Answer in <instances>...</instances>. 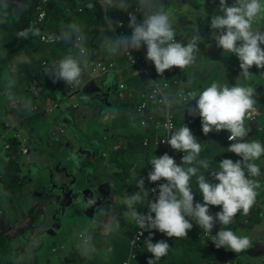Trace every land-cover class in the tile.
Segmentation results:
<instances>
[{"label":"clouds","instance_id":"1","mask_svg":"<svg viewBox=\"0 0 264 264\" xmlns=\"http://www.w3.org/2000/svg\"><path fill=\"white\" fill-rule=\"evenodd\" d=\"M107 11L109 8H118L129 13L130 35L105 37L104 46L110 55L131 54L133 50H140L146 46V60L154 63L156 71L163 74L173 66L183 70L195 59L198 51L199 36H194L190 42L183 44L175 39V30L171 22V13L162 6V0H100ZM135 4L134 11H128ZM23 9V3L16 5ZM93 5H89L92 7ZM218 8L221 15H213L210 27L213 30L211 37L217 47L224 53L235 54L240 61V76L248 78L250 68L255 65L264 69V30H254L252 25L255 19L264 12L262 0H234L230 5L228 0H220ZM139 12L142 19L137 18ZM39 35L38 30L25 28L17 32V37L27 39ZM51 40L52 37H49ZM62 39L77 51L69 54L54 63L50 70L55 80H64L68 85H78L81 77V64L86 60V37L82 28L73 23L66 26ZM24 62H28L27 58ZM255 90L250 86L235 84L232 87L221 86L213 82L209 87L197 94H188L190 101L195 104L187 105L191 116L201 118L202 131L205 135L212 131L227 130L230 146L228 152L237 154L241 159L233 161L223 159L218 168H211L206 159H198L202 146L193 135L191 129L184 124L164 137V143L174 150L183 151L185 155L178 164L174 157L165 153L155 156L149 163L152 170L148 173L150 182L163 179L158 185V196L149 201L148 211L141 213L135 206L144 200V178L136 179V186L140 189L128 195L124 201L131 213L135 224L143 231L149 232L147 251L155 259L165 256L169 249L166 240L153 242V230L165 234L167 237L181 238L188 236L193 223L203 232L212 233L217 223L227 226L233 222L238 212L247 214L255 203L258 185L249 177L260 175V167L255 163L264 155V145L259 141L248 142L245 120L253 118ZM87 99V97H85ZM108 151V150H107ZM25 156V155H24ZM27 157V156H26ZM198 165V167L196 166ZM203 168L218 181L212 183L204 174H198ZM247 170V174L245 172ZM195 177L203 202L194 203V193L190 187V180ZM153 192L156 189H152ZM210 206H222L215 214H210ZM217 248L224 247L239 253L247 249L250 240L247 236H238L231 229L221 228L212 238ZM148 264H153L149 258Z\"/></svg>","mask_w":264,"mask_h":264},{"label":"crops","instance_id":"2","mask_svg":"<svg viewBox=\"0 0 264 264\" xmlns=\"http://www.w3.org/2000/svg\"><path fill=\"white\" fill-rule=\"evenodd\" d=\"M218 1L219 0H162V6L165 10L170 11V13H171L170 18H171L173 28L178 33L179 32L182 33V31L185 33V31H187L189 29L196 30L198 28L199 20L200 19L206 20V25H205L204 31L194 35V36L200 37V40L198 42L199 48H198V51L194 53L195 59L192 62V64L189 65L187 68H185V73L182 76L183 81L181 82L183 84L182 87L191 86V87H193V90L194 89L197 90L196 91L197 94H199L204 89L209 87L213 82H216L221 86L227 85L228 87H232L235 84H239V85L246 86V87L247 86L252 87L255 90L254 100L256 101V103H255L254 107L256 109V112L258 111L257 112L258 114H257L256 118H252L251 120H247V119L245 120V125L247 127L246 130H247L248 134L244 139L249 141L252 138H254V139L258 138V140H259L258 135L264 134V133H262V134L258 133L260 131L264 132V121H263V123H261L259 120V119L264 120V69H259L255 65H253L249 70L250 71L249 77L244 78L243 76H240L241 68H240V61H239L238 57L235 54L224 53V50L222 48L217 47L215 40H213V38L211 37L213 30L210 27V14L212 11L211 7H213L214 3L218 4ZM262 3H264V0H262ZM221 14L222 13H218V12L215 13V15H221ZM88 16H89L90 21L88 23H86L85 25H87L91 29L92 34L94 36L92 37V39L90 41V39L84 34V36L86 37V49L88 52L91 50V55H89V53L87 52L86 58L88 60L86 59L81 64V68H82L81 73L87 75V73H89L93 69L94 63L97 59H102L105 61H108V60L113 61L115 64L114 65L115 68L121 69V70H126L125 68H127V66L126 65H120L118 63V59H117L116 55H110L106 52V49L104 46V42H105L104 37H103V42L101 40V37L103 36V32L107 29L108 23L110 22L105 9L101 6V8H99V11L96 15L93 12H89ZM99 16L103 17L104 25L97 24ZM63 25L67 26L69 24L63 23ZM252 27L254 30H264V12H262L255 19ZM28 28H29V25H28ZM46 31L54 32L52 30H46ZM178 33H176V34H178ZM30 38H31V36L27 39H30ZM191 39L188 42H190ZM88 41H90V42H88ZM7 43L9 44L8 40H7ZM262 47H264V45H262ZM143 50H144V47L142 46L141 49L137 50V51L140 53ZM20 52H21V55L17 56V61L23 62L25 59V51L22 50ZM11 57H12V59L15 58L14 53L11 54ZM0 61H3V59L1 57H0ZM58 62L59 61L57 60L54 63H58ZM10 66H11V64L7 62V63H5V66L3 67V70L4 71L6 70L5 73H3L2 70H0V74H1L0 75V94L4 98L3 103L7 101V103H5V105L3 104L4 107L1 106L2 110L4 111L5 115H10L12 113V111L15 110L14 108H12L10 106V104L13 103L12 100H14L12 98H15V97L9 98V96L12 94H16L17 98H20L22 100L23 104L19 102L18 108L16 109V111H14V112H16L15 118H14L16 121L4 122L6 130H4L3 132L0 131V140H3L5 142L4 150L0 149V159L5 160L6 163L8 162L7 165L10 166L12 164L13 159H14V155L12 154V152L15 150L13 145H11L9 142L10 138H14V139L16 138L18 140V145H19L18 149L20 152L21 148L24 146V144H26L28 142L27 140L31 136L34 147L36 149V157L32 163H36L39 160V158L46 160V165L42 168L43 171L40 172L41 178H42V176L44 177L45 175H47V177H48L49 176L48 172L50 171L49 174L52 178L51 180H53L57 185H60L62 183H67V181L68 182L72 181L73 178H76L75 184L80 183L79 182V172H76V171L72 172V170H70L69 165H66L64 163V161L67 159L62 156V153H65L66 156H68V157L71 156V154L74 156V154L73 153L68 154L66 148H64V146H62V143L58 142L57 139H55L54 142L51 141V143H50L48 141V138H47V135H49L48 132L50 133L49 129L46 132L44 138H42L40 136V133H39V128L41 126L37 125L33 121H30V119H32V117L39 115L41 117L42 123L46 122L49 119L52 122L51 124H54V126H57V124H62V122H64L67 125L69 122V119H70V115L72 116L74 110L73 109L71 110L69 108L70 107L69 103L71 104L70 100H73V99H66V98L67 97L73 98L75 96H77L78 98H81L83 100V101H81L80 99L78 100L79 105H81V102L82 103H88L89 101H93V102L97 101V102H100V104H102V106L112 105L113 103H115V97L117 96L119 99V104L117 102L115 106H117V114H118L119 113L118 111L120 110V99L121 98L116 94L119 92H122V95H123V92L125 93L127 90H112L113 84L114 83L117 84V82L120 81V79H122L124 81L125 78H128L129 76H131V74H133L135 77L137 72L133 73L131 68L128 67L130 70V73H128V75L124 78L122 77V73L120 75H118V74L114 75L111 73L113 75L114 80L112 81L113 84L111 85L109 99L103 98L102 100H94L91 98L92 95L90 96L89 92L83 93V91H82L83 88L86 86L87 82L89 80H92L91 77H90L91 79L89 78L88 80L86 79L85 81H82L80 79V82L77 85L76 90L73 89L74 85H68V84H66V82L64 80H60L59 87L62 88L63 90H57L56 91L55 85H53V86L48 85L46 87V89L41 90V92L44 90H45V92L40 93V91L34 90L35 93H33L32 89L31 90H28V88L23 89L21 84L19 86L22 88V90H16V84H17L19 79L15 80V81L7 79V81H4L5 77L6 78L9 77ZM24 66H28V64L27 65L25 64ZM165 71H167V70H165ZM20 72H21L20 67L18 66L17 70L13 71V73L15 75H17V76H14V78L19 77V78L23 79V76L20 74ZM108 74L109 73L99 74L98 76H94L93 78H99V82H100ZM27 76H29V78L31 79L30 83H32V86H33L32 78L35 80L37 75L32 73V72H29V73L24 74V78ZM116 76H119L118 81L115 80ZM145 77L147 78V76H145ZM202 78H203L202 83L197 81V80H202ZM36 81L38 82L37 88L43 87L40 84L39 79L36 78ZM7 82L9 83V88L11 89L10 93L4 92V90L5 91L9 90V88H7V84H6ZM124 83H125V81H124ZM126 85H127L128 89L132 88L134 90V87H130L128 84H126ZM6 88L8 90H6ZM172 93H173V90H171V88H170L169 89L170 98L172 97ZM87 95H89V96H87ZM54 97L58 98V107L56 106L54 109L55 110L57 109L60 114L58 116L52 117L51 113L53 112L54 109L52 110L51 102L54 100ZM85 97H87V99H83ZM89 97H90V99H89ZM171 100H175V99L172 98ZM44 101H46L47 104L49 105L48 108L44 107L47 105V104L46 105L43 104ZM190 102L192 105L195 104V100L190 101ZM0 104H1V102H0ZM40 104L43 106V108H41ZM103 104H105V105H103ZM34 106H38V108H34ZM29 107H30V111L32 109L33 113L26 115V118H28V119H26L25 116H23L21 114V112L24 111L26 113L28 111ZM70 110H71V112L68 113V111H70ZM84 112H89V111L85 110ZM103 112L104 111L101 109L100 113H103ZM90 113L94 115V113H92V112H90ZM20 114H21V116H20ZM30 115H34V116H30ZM189 117H190L189 120L191 122H193V123H191V124H193V126L191 127V131H192L193 135L197 138L198 142L202 143L203 145H209L211 147V149H213L214 153L219 155V158L221 160L225 159L224 158V152L218 151L216 149L219 145V142H218L219 138H221L222 143H223L222 149L228 148L230 146V143H232V142H228V141L225 142V137H226L225 131L224 132L223 131H220V132L212 131L209 134L205 135L202 131L201 118L198 115L197 116L189 115ZM24 120L28 123L27 125H29L28 126L29 129L27 131L23 130V121ZM256 120L259 121L257 124V127H256L257 130L254 132V134L252 136H250V133H251L250 123L252 121H256ZM19 124L21 125L22 130H19V127H18ZM186 124L188 125V122ZM142 130H143V128H142ZM11 133H12V136H11ZM113 133H114V135L117 133V126L114 123H110V130L106 133L107 137L109 139H111V136L114 137ZM255 133H257L256 136H254ZM56 135H57V133H55V136ZM19 137H21V138L26 137V138H25V140H21V139H19ZM116 138L117 137H114L113 139H115V141H116ZM129 141H130V139L127 138L126 142H125L126 146H128ZM259 141H262V140H259ZM94 142H96L97 146H99L102 143L100 140H97V137L96 138L95 137H92V138L86 137L85 139L79 140L78 146H81L83 148H86V146H88V147L92 148L93 147L92 144ZM262 142L263 143H261V144L264 145V140ZM117 143L118 142L116 141V144ZM6 145H8L9 148H7ZM118 146H119V143H118ZM46 147H49L52 150H48ZM105 147L108 148V145H106ZM57 151H59L61 154H57L56 153ZM204 153L201 154L202 155L201 159H206L209 161V163H211L213 161L214 157L213 158H206V157H204ZM233 154L236 155L235 153H233ZM20 155H22V154H20ZM142 155H143L142 156L143 162H142V164H140V166L137 165L135 162V159L137 156L136 153H132L131 156L127 157V159L132 161V164H129V168H128V169H130L128 180L131 181L135 185L134 186L135 188H138L136 186V179L137 178H143V176H144V173H143L144 167L146 165L150 164L149 161L152 158H154L155 156L162 155L161 148L159 149L157 147H154L153 150H148L145 153H143ZM174 155H175L174 153L170 154V156H172V157H174ZM226 158H230V155L226 156ZM239 159H241V158H239ZM51 161H53V165L51 164ZM28 162H31V161H29V158H28ZM255 163L259 167L263 166L264 165V155H262L259 160L255 161ZM108 164H110V162ZM216 168H218V166H216ZM114 169H116V168H114ZM198 174H204L206 179H209L210 182L218 183V181L214 180V178H212L207 173H205V170L203 168L199 170ZM0 176L1 177L4 176L3 179L0 178L1 179L0 184L2 185V186H0V196H1L0 197L1 198V202H0V228L5 229L8 226L7 219L12 218L15 214L19 213L22 215V219L24 220L26 226L31 227V228H34V226H35L38 229L43 228L44 231L48 230V228L53 224V222L49 218L50 217V210L54 209L55 202L59 198L58 193H54V194L50 193V189L48 190V188L46 187L49 183L48 178H47V181L44 180L45 182L43 185L40 182L35 183V184L32 182L26 183L23 181V179H24L23 177H21L17 180H15V179L8 180L5 178V175L3 174V172L0 173ZM17 181H18V184L15 185V182H17ZM4 182L13 184V187H11V188L8 187V185H5ZM19 182H22V183H19ZM87 183H88V180H87ZM148 184H149V180H148ZM30 187H32L33 190L29 189ZM190 187L192 188L193 193H194V203L196 201L203 202V197H202V194L199 192L198 184L196 182L195 177H193L190 180ZM2 188H3V192H2ZM7 189H8V191H7ZM13 190H17L20 193V195L24 197V200L17 202L16 205H14V206H11L10 207V210H11L10 214L11 215L8 218H6L4 215L9 214L6 211V208L11 204V201H12L10 196H8V193L13 191ZM256 192H257V196H256L255 203L253 204L252 208L249 210V212L246 215L243 214L242 211L238 212L237 215L234 217L233 222L230 223L229 225L224 226V225H221L220 223H217L213 228L216 232H218L221 228H228V229H231L238 236H247L250 240L249 247L251 248V245H252V249H253V247H255L254 245H257V246L260 244L264 245V218L259 216V209H261L260 205L264 202V187L260 188ZM112 194H113V192L110 193L111 198H113ZM149 196H150V194L148 191V199L147 200H149ZM53 201H54V203H53ZM74 202L76 204H78V206H79V215L80 216H83V215L86 216V214H85L86 211L90 212V210H88V208L84 207L85 204H83L82 206L80 205L81 201L79 198H76L74 200ZM146 202H148V201H146ZM101 205H103V204H100L94 208V210L96 209L95 210L96 214H95V216L93 215V219L102 217L103 213L99 212V209H103L102 208L103 206L101 207ZM80 206H81V208H80ZM99 207H101V208H99ZM221 207L222 206H210V209H209L210 214L215 216V214L221 210ZM46 209H48V210L46 211ZM26 212H28V214H29L28 219H26L23 216V214ZM37 212H39V213L37 214ZM93 213H94V211H93ZM109 216L111 218L112 215H109ZM103 218L105 220L104 215H103ZM110 218H109V220H110ZM107 222H109V221H107ZM191 222L193 223V228L191 230H189L188 236H186V238H188L190 242L188 241V244L186 246H182L179 251L177 250V256H175L176 257V264H219L220 260L223 257L229 256L228 253L230 250H226L224 247H220L217 249L205 247L197 235L200 227L195 224V221H191ZM94 224L98 225L99 223L97 221H95ZM73 225H75V224H73ZM73 225L70 226V229H71V227H74ZM67 226H68V224H66L65 228H67ZM3 232L6 234V231H3ZM25 232H26V230H24L21 227V230L19 231V235H23ZM31 233H32V235L35 234L33 231H31ZM79 234H81V233L79 232ZM118 239H119L118 237H114V239L112 241L115 243V242H117ZM160 239H163V237H160ZM64 243H65V240H64ZM60 244H61V246H60L61 250L63 249L62 258L58 260L57 264L68 263V261H69L68 259L72 254H75L79 258H82V256L80 254L64 251L65 244L64 245H63V243H60ZM122 244H124V246L120 247L122 249L121 253L118 252V253H113L110 255L108 253L105 257L106 261L105 262L101 261V262L103 264H112V262L115 260V258H117L116 264H123V261H125L127 258V250L129 247V241H125V242L122 241ZM249 247L247 249H245V251H241L239 253H235V254L230 255V259H232L233 264H258L259 262L262 264L263 258L258 259V258H255L253 256L261 253L264 250V247L258 246V248L254 250L255 252L252 251V252L248 253ZM113 251H114V247H112V251L110 253H112ZM10 252H11V249L9 251H7V254H6L7 255V259H6L7 264H10V261L8 260V258L11 257ZM141 252H143V253H141ZM151 254L152 253L148 252L147 250L144 251L143 249L139 252L137 251L136 252V255H137L136 259L132 260L130 262V264H148L146 262L148 259H146V258L141 259V256H143V255L150 256ZM123 257H124V259H122ZM38 258H39V256H36L34 263L37 262ZM178 260H180L181 263H177ZM223 262H224V259H223L222 263H220V264H223Z\"/></svg>","mask_w":264,"mask_h":264},{"label":"rangeland","instance_id":"3","mask_svg":"<svg viewBox=\"0 0 264 264\" xmlns=\"http://www.w3.org/2000/svg\"><path fill=\"white\" fill-rule=\"evenodd\" d=\"M214 6L217 7V4L214 3L213 7ZM37 13L38 11L36 10L34 0H27L25 3V8L23 9L17 8L13 5L7 6L6 11L0 13V39L7 38V36L11 38L13 37L12 35H17V32L23 30L24 28V27H18L19 26L18 23H21V21L22 22L25 21V24H27L29 18L33 16L36 17ZM93 13L96 15L98 11H94ZM78 14L79 13L72 14L71 15L72 20H70L69 22L79 25L83 30V34H85L91 41L94 35L92 34L91 29L87 25L83 24L82 22L83 15H78ZM31 20L29 23V28L38 30L39 35H40L44 30L41 28V26L34 25L31 22ZM97 24L104 25V20L102 16L98 17ZM60 28H61L60 33H63V31L66 29V26L62 24L61 26H59V29ZM175 33H178V32L175 31ZM180 33L181 32H179L178 34ZM39 35H36L35 37L33 36L32 39L35 40V42H37ZM101 40L103 42V36L101 37ZM24 42H27V40L19 38L20 44ZM25 46L26 44L23 46V49H22L24 51H25ZM42 56H43L42 54H39V58L36 57V59H40ZM0 57L3 60H6L8 63L11 64L9 77L7 78H9L10 80H14V76H17V75H15L13 71L17 70V67L22 64L12 59L11 52L1 51ZM4 66H5V63L1 62L0 70H2V72H3L2 67ZM20 68L22 69L21 75L23 76V79H21V84H22V88L24 89V86L28 85V83L26 84L24 80L30 81L31 79L29 78V76L24 78V74L27 73L26 69H23V66H20ZM125 69H126V72L122 74L123 78L126 77L129 73V68H125ZM91 75H92L91 71L87 73V75L81 73L80 79L82 81H85L86 79L88 80L91 77ZM36 78L38 79L37 76ZM36 78L35 80L32 78L33 88L38 86V82L36 81ZM93 80L99 83V78H94ZM115 80L118 81L119 76H116ZM59 81L60 80H56L55 83L53 84L55 85L56 91L63 90L62 88L59 87L60 85ZM197 81L202 82L203 79L197 80ZM7 88H9L8 84H7ZM7 88L6 90H8ZM22 88L20 86H16V90H22ZM38 89L40 90H37V91H40V93H43L45 92V90L42 92L41 90L46 89V87L44 88L43 86V87H39ZM73 89L76 90L77 85H74ZM10 90L11 89L9 88L8 91L4 90V92L10 93ZM126 90H133V89L127 88ZM32 91L34 92V90ZM196 91L197 90L194 89V92ZM176 92L177 91L174 90V93ZM12 95H10L9 98H12V97H15V98H12L14 100H12L13 103L10 102L11 103L10 106L15 109L14 111H16V109L18 108L19 102L22 103V100L20 98H17L16 94H12ZM116 95H118L121 98L120 102L126 99L123 97L122 92H119ZM66 99H73V100H70L71 104L69 103V106H70L69 108L71 110L73 109L74 111H73L72 116L70 117L71 121H69L68 124L63 126L61 129L55 128L54 124H51L52 122L49 119L46 122L42 123L41 117L39 115L32 117L30 121H33L37 125L41 126L39 128V133L42 138H44L46 132L49 129L50 133L48 132L49 135H47V138L50 143L51 141L54 142L55 139H57L58 142L60 143L63 140H68L71 143H73V146H78L79 140L81 139H85L86 137H89V138L97 137V140H100L102 142L100 146H102L101 148H103L102 152L105 153L104 155H102L103 161L102 162L100 161L99 163L93 160L89 161L87 159H85V161L86 162L89 161L98 170L91 177L93 184L97 186V184L106 182L110 184V188L112 189L113 181H112L111 172L114 170V168L110 164H108L109 163L108 152L105 146L108 145L109 147L108 149H116L115 150L116 158L122 161L121 163L125 170H128L129 164H132V161L127 159V157L131 156L132 153L137 154L135 162L137 165L140 166V164H142L143 162L142 154L145 153V151L141 149H136V148H128L126 147L125 142L127 138L133 139V136L135 133H141L143 127L139 126L140 124L137 121H129L127 117L124 118L123 116H121L123 115V112L122 113L120 112V114L116 116L117 106L115 105L117 102L119 104V99L117 96L115 97V103H113L110 106H102V104H100V102H97V101L96 102L89 101L88 103L81 102V105H79L78 100L79 99L81 101L83 100L81 98H78L77 96L73 98L67 97ZM3 101H4V98L0 94V102H1L0 104V131L1 132L6 130L4 122L16 121L14 119L16 112L12 111L10 115H5L1 106L4 107L7 101L4 103ZM43 104L46 105L47 102L44 101ZM51 104H52V110L56 106L58 107V98L54 97V100L51 102ZM48 106L49 105L47 104L44 107L48 108ZM41 108H43L42 105H41ZM101 109L104 111L103 113H100ZM71 110L68 111V113H70ZM85 110H88L89 112H84ZM90 112L94 113V115L91 114ZM32 113L33 111L32 109L30 111V107L28 108V111L26 113L24 111L21 112V114L25 116V118H26V115H29ZM59 114L60 113L57 109L56 110L54 109L53 112L51 113L52 117L58 116ZM30 116H34V115H30ZM259 120L261 123H263L264 121L262 119H259ZM110 123H114L117 126V133L115 135L113 133V135L114 137H117L116 141L119 143V146H120L119 148H117L118 143L116 144L115 139H113L114 137L111 136V139L107 137L106 133L110 130ZM27 124L28 123L24 120L23 130L25 131L29 129L28 128L29 125ZM18 127H19V130H22V127L20 124ZM245 128L247 129L246 125H245ZM12 133H11V136H12ZM55 133H57L56 136H55ZM252 141H258V138L257 139L252 138L249 142H252ZM92 145L97 146L96 142H94ZM156 147L159 149L161 148L158 146ZM4 148H5V142L3 140H0V149L4 150ZM46 148L48 150H52L49 147H46ZM56 153L61 154L59 151H57ZM67 153L69 152L67 151ZM12 154L14 155V159L10 166L7 165L8 162L6 163L5 160L0 159V173L3 172L6 179L17 180L23 177L24 178L23 181L26 183L32 182L35 184V183L40 182L44 185V182L47 181L48 177L47 175H45L44 177L42 176L41 178L39 174L40 172L43 171L42 168L46 165L45 159L39 158V160L36 163L28 162V157L24 155H20L22 153H21V150L19 152V149L14 150ZM62 156L67 159L64 161V163L66 165H69L70 170H72L73 166L75 167V163H76V162L74 163L73 160L75 159V157L79 158V153H76V156L71 155L69 157L66 156L65 153H62ZM85 156L86 154L80 157L81 159H83ZM51 164L53 165V161H51ZM151 170H152V165L151 164L146 165L143 171L144 175L149 173ZM73 171L74 170H72V172ZM76 172H79L78 168H76ZM49 173L50 171L48 172V175L50 176ZM38 176L41 178V180L38 179ZM0 178L3 179L4 176L3 177L0 176ZM128 179H127V183L129 187L123 186V190H120L121 193H124L125 195H122V194L119 195L113 192L112 194L113 198L110 201V204L103 206L102 207L103 209H99V212L103 213L105 220L103 218V215L102 217L94 218L93 220L87 219L85 218L84 215H83L84 217L79 215V210L78 212L77 211L72 212V208L70 207L66 209L65 212L63 213L62 230L55 231L52 234L51 233L49 234L48 231L50 227L48 228V230L44 231L43 228L38 229L35 226L34 228L26 226L24 220L22 219V215L19 213L15 214L10 219H7L8 226L5 229H2V228L0 229L2 230L1 232L4 234V236L6 237L8 246L11 249L10 256L12 258L11 257L8 258V260L10 261V264H57L58 260L62 258L63 249L61 250L60 243H63V245L65 244L64 251L80 254L82 258L87 262V264H103L101 261H104V262L106 261L105 257L108 253L109 255L113 253H118V252L121 253L122 249L120 247L124 246V244H122V241L130 242V239L133 237V234L136 231V226H135L133 217L131 216V213L128 211L126 205L124 204V201L127 198V196L137 191L135 190V187H134L135 185ZM19 183H22V182H19ZM4 184L8 185V187L10 188L13 187V184H10L7 182H4ZM17 184H18V181L15 182V185ZM0 186L2 185L0 184ZM46 187L48 188V190L51 189L50 181ZM144 187H145V177H144ZM29 189L33 190L32 187H30ZM2 192H3V188H2ZM142 195L144 196V200L141 204L144 206L146 205V201H148L147 200L148 194L145 195V193H142ZM8 196H10L12 201H11V204L6 208V211L9 213L8 215H4L6 218H8L11 215L10 207L16 205L17 202L24 200V197L21 196L17 190H13L9 192ZM0 202H1V198H0ZM135 209L137 210V205L135 206ZM47 210L48 209H46V211ZM261 212H262V209H259V213ZM38 213L39 212H37V214ZM109 215H112L111 218ZM23 216L26 219H28V216H29L28 212L24 213ZM95 221H97L99 224L98 225L94 224ZM67 223H68V226L67 228H65ZM71 225H73L74 227H71L70 229ZM21 227L24 230H26V232L23 235H19V231L21 230ZM3 231H6V234ZM31 231H33L35 234L32 235ZM79 232L87 238V241H84L78 238ZM155 233L159 234L158 231H156ZM114 237L119 238L117 242L115 243L112 241ZM64 240H65V243H64ZM112 247H114V251L110 253L112 251ZM36 256H39V258L37 262L34 263ZM174 256H177V250L175 251ZM6 259H7V255L6 254L2 255V253H0V260H6ZM223 259L224 257L220 260V263H222ZM116 261H117V258H115L112 264H116ZM66 264H74V263H66ZM258 264H261V263L259 262Z\"/></svg>","mask_w":264,"mask_h":264},{"label":"trees","instance_id":"4","mask_svg":"<svg viewBox=\"0 0 264 264\" xmlns=\"http://www.w3.org/2000/svg\"><path fill=\"white\" fill-rule=\"evenodd\" d=\"M34 3L36 6V10H37L36 2H34ZM78 3L79 2L77 0H50L49 8H48V16H47L46 21L40 25L41 28L43 30H52L56 33L62 34V33H60L61 28L59 29V26H61L63 23L72 24V22H69L70 20H72L71 19L72 14L79 13L78 15H83L82 22H83V24H86L90 21L88 13L94 12V11H99V8H101V6H102L100 3V0H83L82 1V5L84 6L83 11L78 12L77 11ZM90 4L93 6L89 7ZM9 5L10 4L7 5L6 3H4L3 0H0V11H1L0 13L6 11V7ZM15 7H17V6H15ZM24 8H25V4H24ZM131 9L132 8H129L128 11ZM211 9H212V11L210 14V20H211V17L213 15H215V13H217V12L221 13V10L216 6L211 7ZM106 12H107V16H108L110 23L113 25L115 24V21L119 18L124 20V26L121 28L123 30V35H130L131 34L132 29L129 28V26H128L129 25V16L127 15L128 12L120 10L118 8H109ZM136 15H137L138 20L142 19V16L139 12L136 13ZM34 17L35 16L29 18L28 24H25V21H23V22L21 21V23H18V25H19L18 27H24L23 29L28 28L27 25H29L30 20ZM205 25H206V20L200 19L198 22V28L196 30L189 29V30L185 31V33L182 32L181 34H176L175 35L176 41H179L183 44H186L195 34L203 32L205 29ZM12 36L13 37H11V38L7 36V38H1L0 39V52L5 51V52H11V54L15 53L14 60L17 61V56L21 55L20 51H22L23 46L26 44V46H25V57L27 58L28 62L17 61L20 64H22V65H19V67L23 66V69H26L27 73L32 72V73L36 74L38 79H39L40 84L42 86H44V88L47 87L48 85L52 86L56 80L50 74L51 69L48 70L45 68L43 61L48 60L49 65L52 66L53 63L56 62L57 60L59 61L69 54L75 55V53L77 51L70 44L66 43L63 39L57 43H48L47 44L46 42H44L42 40L41 34H40L38 36L37 42H35V40L32 39L33 36H31L30 39H26L27 42L20 44L19 38L17 37V35H12ZM106 36L111 37V36H118V35H116L115 31L113 29L109 28V26H108L107 29L103 32L104 39ZM7 40L9 41V44L7 43ZM143 47H144V50L141 51L140 53L137 50H133V51H135V53L139 55L140 65L150 75L155 76L158 72L156 71L154 63L146 60L145 57H146L147 49H146V46H143ZM198 48H199V44H198ZM88 53H89V55H91V50ZM39 54H42L43 56L40 59H36V57L39 58ZM116 57H117L118 63L120 65H126L127 68L130 67L133 73L137 72L135 77L133 74H131V76H129L128 78H125V80H124L125 83L128 84L130 87H134V90H127L123 94V97L126 99L124 101L120 102V110L118 111L119 112L118 114H120V112L121 113L123 112V115H121V116H123L124 118L127 117L129 119V121H137L140 124V126L143 127V130L141 133H135L133 136V139H130L129 144L126 147L141 149L143 151L153 150L154 147H156L154 145L156 133H161L162 129L158 128L154 122H151L150 120L146 119L147 118L146 114H143V116L146 117L145 119L147 120V122L144 125L141 124V119L143 118V116H141L134 108V105L139 102L140 93L148 91V79L145 77L146 75L143 72H141L136 66H128V64H127L128 61L126 59L125 54H123V55L117 54ZM1 62L7 63L6 60L0 61V63ZM25 64L26 65L28 64V66H24ZM5 71L3 70V73H5ZM20 71H21L20 72V74H21L22 73L21 68H20ZM122 71H123L122 74H124L126 72V70H122ZM166 72H167V82L170 83L171 90L174 89L177 91L176 93H174V90H173L172 97L170 98V100L172 98L175 99V100H172L171 107H170V112L174 118L175 130L182 127L187 122H188V125L187 124L186 125L191 129V127L193 126V124H191V123H193V122H191L189 120L190 117H189V113H188V110L186 107H187L188 103H189V106H192V104L190 102L189 96H187V99L182 100L181 95L183 93L186 94L187 92H189V93L194 92L193 87H191V86L182 87L183 84L181 82L183 81L182 76L185 73V69L181 70V69L174 66L172 69L167 70ZM129 73H130V70H129ZM7 79L10 80L9 78L5 77L4 81H7ZM17 79H19V80H18L16 86H19L21 84V78H19V77L14 78L13 81H15ZM24 81L26 84L28 83V85L24 86V88H28V90H31V89L32 90H39L37 88L38 86L33 88L32 83H30L31 81H29V80H24ZM59 83H60V81H59ZM6 84H8V86H9L8 82ZM21 86H22V84H21ZM149 110H151V107L149 108ZM152 110H153V106H152ZM118 114H117V116H118ZM163 117H164V114L161 117V119ZM258 133L262 134L264 132L260 131ZM225 134H226V137H225V142H226V141H228L227 140L228 133L225 132ZM256 134L257 133H255L254 136H256ZM145 137H147L149 140L148 145H146V146L143 145V140ZM258 137H259V140H262V141L264 140V134L258 135ZM262 141H259V142L263 143ZM9 142L11 145H13L15 150H17L19 148L18 140L16 138L15 139L10 138ZM218 142H219V145L216 149L218 151L224 152V158H226V156H229V155H230V159H232L233 161H236L240 158L237 154L234 155L233 153L228 152L227 148L222 149L223 143H222L221 138H219ZM200 144L202 146V150H201V153H200L198 159H201V156H202L201 154L205 152L204 157H206V158H213L214 157L213 161L210 163V167L216 168V166H218V163L220 161H222L219 158V155L215 154L213 149H211V147L209 145H203L202 143H200ZM108 148H107L108 160H109L110 164L114 168H116V170L112 173L113 192L115 194L125 195L124 193H121L120 190H123V186L129 187V185L127 183V179L129 176V170L130 169L125 170L124 167L122 166V163H121L122 161H120L118 158H116V153H115L116 149H108ZM117 148H119V146ZM196 166L198 167V165H196ZM200 169H202V168H200ZM245 172L247 175L246 169H245ZM205 173L208 174L207 171H205ZM144 177H145V190H146L145 195H146V194H148V191H149L148 173L146 175H144L143 178ZM262 187H264V183L261 184L260 188H262ZM135 190L139 191V188H135ZM146 204H147V202H146ZM145 206L146 205L143 206L141 203L137 204V210L136 211L143 213ZM155 232L156 231L153 230L154 234L152 236V240L154 243L161 240L160 237H163V239L168 242L169 249H168L167 254L165 256L159 258V259H155L153 257V254H151L150 256L143 255V256H141V259H143V258L148 259L146 261L148 263L149 258H153V264H176V257L174 256L175 251L176 250L179 251L182 246H186L188 244L189 239L186 237H181V238L171 237L170 238V237H167L163 233L156 234ZM148 237H149V232L144 231V238L141 242V248L144 251L147 250V239H148ZM142 249H140L139 251H141ZM9 250H10V248L8 246L7 239L0 230V253H2V255H4V254H7V251H9ZM243 251H245V250H243ZM127 252H128V250H127ZM141 253H143V252H141ZM136 256L137 255H135V258L133 260L136 259ZM122 259H124V257ZM68 260H69L68 263L87 264V262L83 258H79L75 254H72ZM177 263H181V261L178 260ZM0 264H7L6 260H0Z\"/></svg>","mask_w":264,"mask_h":264},{"label":"built area","instance_id":"5","mask_svg":"<svg viewBox=\"0 0 264 264\" xmlns=\"http://www.w3.org/2000/svg\"><path fill=\"white\" fill-rule=\"evenodd\" d=\"M77 1L79 2L77 5V11L82 12L83 7H84L82 5L83 0H77ZM34 2H36L38 13H37L36 17L31 20V22L34 25L40 26L47 19L50 0H34ZM233 2H234V0H228V3L230 5ZM219 3H220V0L218 1V4H217L218 6H219ZM134 10H135V4H133L132 9L129 11H134ZM127 15L129 16V13H127ZM108 26H109V28H111L115 31L116 35H118V36L123 35V30L121 29L124 26V20L123 19H120V18L117 19L115 21L114 25L109 22ZM49 37H52V39L50 40ZM41 38L47 44L48 43H57V42L62 40L61 34L56 33V32L46 31V30H44L41 33ZM86 51H87V49H86ZM125 56H126V59L128 61L129 66H136L138 69L141 70V72H143L147 76V79H148V91L141 92L139 102L134 105L135 110L141 116H143V114L147 115V118L143 116V118L141 119V124H143V125L146 124V122H147L146 119H148L151 122H154L158 128L162 129L161 133H156L154 145L161 147L162 155L165 153H167L169 155L171 153H174L175 154L174 158H175L176 162L178 164H180L181 159L185 155V153L183 151L174 150L173 148H171L170 145L163 142L165 136H168L170 134V132L175 131L174 118L170 112L172 100H170V94H169L170 83L167 82V72L165 71L163 74L157 73L155 76H152L140 65V63H139L140 57L138 54L135 53V51H132L131 54H125ZM43 64H44L45 68L48 70L52 68V66L49 65L48 60H44ZM114 65L115 64L113 61H109V60L105 61L102 59H97L94 63L93 69L91 70L92 80L94 79L93 78L94 76H98L99 74L112 73L114 75H116V74L120 75L122 73V70L115 68ZM123 89L126 90L127 86L124 83V81L122 79H120V81L117 82V90H123ZM188 94H189V92H187L186 94L183 93L181 95V99L182 100L187 99ZM152 106H153V110H152ZM150 107H151V110H149ZM34 108H38V106H34ZM257 112L254 113L253 118H256V116L258 114ZM163 114H164V117L161 119ZM223 131L228 133L227 140L229 141L228 136L230 135V133L227 130H223ZM19 139L25 140V138H21V137H19ZM148 142H149L148 138L145 137L143 140V145L144 146L148 145ZM229 142H231V141H229ZM6 146H7V148H9L8 145H6ZM21 153H22V155L29 157V149L26 146H23L21 148ZM260 170L261 171H260L259 176L249 177L250 179H253L255 181V183L258 185V187L255 189L256 191L259 190L261 184L264 183V165L260 167ZM164 182H166V181H164L163 179H161L160 181H157V182H150L149 181L148 186H149L150 196H149V200L145 206L143 213L144 212L146 213L148 211L147 205H148L149 201H154L157 198L158 192H159L158 185L161 183H164ZM152 189H156V191L153 192ZM260 208L262 209V212L259 213V215H260V217L264 218V202L260 205ZM135 226H136V231H135L133 237L130 239L128 252H127V258L123 262V264H130L131 260H133L135 258L136 252L139 251L140 249H142L141 248V242L144 238V231H143V234H141V229H139L136 224H135ZM216 233L217 232L214 229H212V233L207 234V233L203 232V230L200 228L198 230L197 235L205 247L217 249V247L215 246V243L212 241V238L214 237V235ZM78 238L82 239L84 241L87 240L83 234H78ZM235 253L236 252L230 250L228 253L229 256L224 257L223 264H233L232 259H230V255L235 254Z\"/></svg>","mask_w":264,"mask_h":264},{"label":"water","instance_id":"6","mask_svg":"<svg viewBox=\"0 0 264 264\" xmlns=\"http://www.w3.org/2000/svg\"><path fill=\"white\" fill-rule=\"evenodd\" d=\"M26 1L27 0H3L4 3L12 4L14 6H16L19 3H23V5H24L26 3ZM113 80H114L113 75L111 73H109L106 77H104V79L102 81H100L99 83H96L94 80H89L82 91L83 92H89L90 96L92 95L91 98L94 100H102L103 98L108 99L109 94H110L111 85L113 84V82H112ZM112 90H117V84L116 83L113 84ZM69 121H70V119H69ZM258 122L259 121L256 120V121H252L250 123V127H251L250 136H252L254 134V132L257 130L256 127H257ZM62 124H64V122H62ZM63 126L64 125L57 124V126H54V127L61 129V127H63ZM27 147L29 148V161L33 162L35 160V157H36V149L34 147V144L28 143ZM77 152L80 153L81 151L80 150L75 151L73 153L74 156H76ZM85 157H87V156H85ZM77 167H78V165H77ZM87 168L92 169L91 175H93L95 172L94 166L92 164H90L89 166H87ZM51 179H52L51 176H48V182L50 181V185H51L50 193H53V194L58 193L59 198L55 202V206L53 209L54 210V217L51 219L53 224L50 226V229L48 231L49 234L50 233L52 234L55 231L62 230V221L61 220H62L63 213L65 212L66 209L71 207L72 212H74V211L78 212L79 206H78V204H76L74 202V200L76 198H79L80 201L85 204L86 208H88V210H90V212L89 211L85 212V214H86L85 217L87 219H91V220H93L94 208L100 204H103V202L108 200V192L107 191L109 189V186L106 182H102L101 184H98L97 186H95V184H93L91 178H89V180L91 181L90 186L88 188L82 189V187L79 184H75L76 178H73V180L70 184L68 182L67 184L62 183L60 185H57ZM94 191L99 194V197H98L97 201H95V202L92 201L93 200L92 196L94 195ZM254 246L255 247H253V249H252V245H251V248L249 247L248 253L257 249L258 246L264 247V245H262V244H260L258 246L257 245H254ZM253 257L258 258V259L263 258L262 264H264V250L261 253L254 255Z\"/></svg>","mask_w":264,"mask_h":264},{"label":"flooded vegetation","instance_id":"7","mask_svg":"<svg viewBox=\"0 0 264 264\" xmlns=\"http://www.w3.org/2000/svg\"><path fill=\"white\" fill-rule=\"evenodd\" d=\"M84 93V92H83ZM89 94V93H88ZM61 125H66L65 123L64 124H61ZM26 138V137H25ZM22 140V139H21ZM28 142L26 143V144H24V146H26L27 147V144L28 143H33V141H32V137L30 136V138H28V140H27ZM62 146H64V148H66V150L68 151V152H70V153H68V154H71V153H74L75 151H77V150H80L81 152L79 153V152H77V153H79V158H77V157H75V159L73 160V162L75 163V167L73 166V169L72 170H74V171H76V168H78V171H79V182L80 183H77V184H79V185H81V187H82V189H85V188H88L89 186H90V183H91V181L89 180V178L92 176L91 175V171H92V169H90V168H87V166H89L91 163L89 162V161H91V160H93V161H96V162H102L103 161V158H102V155H104L105 153H103L102 152V146H93L92 148H90V147H88V146H86V148H83V147H81V146H73V143H71L70 141H68V140H63L62 142ZM28 148V147H27ZM29 149V148H28ZM108 152V151H107ZM84 154H86V156L87 157H84L83 159H81V157L80 156H82V155H84ZM72 155V154H71ZM29 158V157H28ZM85 159H87V160H89L88 162H86L85 161ZM99 160V161H98ZM78 165V167H76ZM95 168V167H94ZM116 169H114L111 173H113L114 171H115ZM96 171H98L96 168H95V172ZM94 172V173H95ZM40 175V174H39ZM40 177H41V175H40ZM39 176H38V179H40L41 180V178H40ZM87 180H88V183H87ZM72 181H69V184L71 183ZM67 183H68V181H67ZM67 183H65V184H67ZM108 184V183H107ZM108 186H109V190H108V200H106L105 202H103V205H101V207L102 206H106V205H108V204H110V201L112 200V198L110 197V193L111 192H113V188L111 189L110 188V184H108ZM95 189V188H94ZM98 197H99V194L97 193V192H95L94 191V195L92 196V201L93 202H95V201H97V199H98ZM84 203L83 202H81L80 203V205L82 206ZM81 206H80V208H81ZM84 207H86L85 205H84ZM101 207H99V208H101ZM98 208V209H99ZM96 210V209H95ZM95 210H94V213H93V215L95 216ZM54 217V210L52 209V210H50V219H52Z\"/></svg>","mask_w":264,"mask_h":264}]
</instances>
